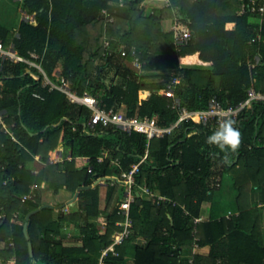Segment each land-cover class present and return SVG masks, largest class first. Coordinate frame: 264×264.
Listing matches in <instances>:
<instances>
[{
	"label": "trees",
	"instance_id": "obj_1",
	"mask_svg": "<svg viewBox=\"0 0 264 264\" xmlns=\"http://www.w3.org/2000/svg\"><path fill=\"white\" fill-rule=\"evenodd\" d=\"M250 3L21 0L31 15L16 29L0 23V39L5 47L13 43L20 55L44 52L42 67L49 77L55 79L59 71L79 94L90 93L101 106L123 105L125 114L153 116L165 126L177 119L181 105L201 109L212 98L237 104L251 84L264 91V10L249 11ZM255 3L264 5V0ZM175 15L189 23L187 42H175L172 31L162 27L163 19ZM256 56L250 67L248 60ZM35 71H27L25 62L0 58V264H98L101 248L113 240L122 228L116 222L125 216L124 184L108 181L103 209L97 184L139 161L146 138L136 130L91 124L87 105L68 101L63 92L44 85L42 76L34 77ZM152 77L158 80L149 81ZM174 98L179 100L175 107ZM238 118L242 142L236 152L206 142L219 125L215 118L193 116L150 139L135 179L154 195H135L129 234L104 264H264L257 209L244 198L264 180V104L253 102ZM35 159L41 162L37 171L29 166ZM224 174L231 178L237 213L195 222L202 203L221 195ZM47 190L72 195L77 190V209L39 208ZM35 208L26 233L25 216ZM66 223L76 225L78 234L66 233ZM138 237L146 244L133 243ZM194 242L210 245L209 254L186 256Z\"/></svg>",
	"mask_w": 264,
	"mask_h": 264
},
{
	"label": "built area",
	"instance_id": "obj_2",
	"mask_svg": "<svg viewBox=\"0 0 264 264\" xmlns=\"http://www.w3.org/2000/svg\"><path fill=\"white\" fill-rule=\"evenodd\" d=\"M122 1V0H121ZM168 4V0H165ZM242 8L240 11H243ZM248 10L252 12H263L264 5H256L255 0H251L250 5H248ZM102 13L105 16L106 20L112 21L113 17L106 11L105 8L102 9ZM31 14L23 11V18H28ZM170 30L172 31L175 42H187L192 36V30L189 27L187 20H183L181 17L175 15L171 21ZM107 44V41H105ZM0 58L10 59L12 61H22L26 63V69L29 71L31 68H35L36 71L32 72V75L36 78L42 76L43 84L48 85L50 89L56 88L63 92L66 95V98L70 102L79 103L87 105L91 109L90 123H100L103 126L113 125L116 128H122L125 130H136L144 133L146 138V148L144 154L140 157L139 161L134 163L128 171H123L120 176H115V179L122 181L124 184V193L120 203L122 208V213H124V219L119 220L116 223L121 225V229L117 230L113 234V240L106 246L101 248L99 255L98 264H104V257L109 253H117L115 250V245L119 244L124 237L129 234V228L131 226V220L128 216L129 205L135 199L137 191L142 190L145 193H149L152 197L154 194L150 193L146 184H139L136 182L135 175L138 171V167L142 161L145 160L148 154L149 141L153 137H162L165 134L171 133L172 129L179 125L183 121H187L193 116H198L201 120L206 121L210 118H215L218 123L224 118L225 113L228 116L234 118L236 123L239 122L238 115L241 110L252 106L253 102L260 101L264 104V91L257 90L251 84L247 89L246 97L237 104H223L219 99L212 98L208 105L205 108L201 109H191L185 105L179 107V113L177 119L169 125L161 126L159 125L153 116L148 115H127L124 112L114 108V107H103L99 104L98 99L91 95L88 92H83L79 94L77 90L72 86L69 79L65 78L57 72L56 78L52 79L48 76L44 68L42 67L43 54L38 53L35 50H29L28 55H20L16 52L13 45L5 47L2 40L0 39ZM250 67H253L258 61V56L255 57V61L248 60ZM134 64L140 65L137 57L134 58ZM177 78H174L172 82L167 84L169 91L173 88V85L176 83ZM178 98H174L172 106H178ZM51 161H54L51 160ZM115 162H118L116 159ZM158 199H166L165 196L156 195ZM65 210L68 209V206L64 207ZM199 218L195 217L194 221H197ZM105 221L103 222V224ZM103 228V226H102ZM190 260V259H189Z\"/></svg>",
	"mask_w": 264,
	"mask_h": 264
},
{
	"label": "crops",
	"instance_id": "obj_3",
	"mask_svg": "<svg viewBox=\"0 0 264 264\" xmlns=\"http://www.w3.org/2000/svg\"><path fill=\"white\" fill-rule=\"evenodd\" d=\"M14 1L17 2L15 4L18 8V12L20 15L17 17V15H16L17 12H16L13 14L12 17H10V19L7 20L9 22V24H7L6 20L4 22H1V24L5 25L7 27H10V28L16 29L18 27L20 21L23 19V11L24 10L21 6V0H14ZM146 10H147V5H145L143 7V11H146ZM148 10H150V9H148ZM172 18L173 17L165 18L162 20V27L164 30H170ZM164 21H166L168 24L166 25L164 23ZM252 21H255L258 24L260 23V19L256 18V17H252ZM11 45H13V43L9 44V46H11ZM182 64L186 65V66H194V64H192V63H185L184 62ZM206 66H207L206 64L203 65V67H206ZM157 80L158 79L155 77H152L149 79V81H157ZM84 92H86V91H84ZM123 107H124L123 105H120L116 109L124 112ZM68 155H69V153H68L67 148H66V150L64 149V156H68ZM40 165H41V162L37 159H35L29 163V166L34 171H37L38 168L40 167ZM109 180H116L119 184H122V181L115 179V175L108 176L107 178L102 179L98 182L97 185H98L99 208H101V209L105 208V206H106L107 183ZM110 183H113V182H110ZM141 184H144V183H141ZM76 192H78V191L76 190L74 192V194ZM74 194L73 195L70 194V192L67 190H61L59 192H53L52 190H47L46 192L43 193V199H45L46 203L55 206V210L60 209L61 206L68 203L69 201H73L72 206H71V209L73 210V209H77V203H79L78 196H76V198L74 200H71L74 197ZM138 194L140 195V197L145 198V199L151 198L149 193H145L142 190L138 191ZM244 198H245V202L247 201L252 207H255L257 209V213L259 216L260 230L262 232V236L264 239V180L258 186L251 187L248 190V193ZM234 201H235V196L233 195V193H232V200L231 201H229V199L226 198V195L222 194V193H221V195H218L217 197H215V196L209 197L205 202L202 203L201 209H200V215L198 216L199 219L195 222H200V221H204L207 219H211L214 216L228 214L229 212H236L237 213ZM222 204H224V205H222ZM230 206H233V207L228 209V207H230ZM97 219H96V221H97ZM66 225H67V230H66L67 232L66 233L71 232V233H73V235L78 234L79 228L76 225H74L73 223H71V224L66 223ZM133 243L143 246L146 244V240L143 237H138L134 240ZM209 252H210V245H208V244L199 245V244L194 242L191 245L190 249L188 250V253H185V254L188 257H190L194 254H200L202 256H207L209 254Z\"/></svg>",
	"mask_w": 264,
	"mask_h": 264
},
{
	"label": "clouds",
	"instance_id": "obj_4",
	"mask_svg": "<svg viewBox=\"0 0 264 264\" xmlns=\"http://www.w3.org/2000/svg\"><path fill=\"white\" fill-rule=\"evenodd\" d=\"M206 142L209 145L217 146L222 151L236 152L242 142L241 132L236 127V120L225 113L216 130L207 137ZM72 202L69 201L63 206H68L69 209L72 206Z\"/></svg>",
	"mask_w": 264,
	"mask_h": 264
},
{
	"label": "rangeland",
	"instance_id": "obj_5",
	"mask_svg": "<svg viewBox=\"0 0 264 264\" xmlns=\"http://www.w3.org/2000/svg\"><path fill=\"white\" fill-rule=\"evenodd\" d=\"M15 3H17V2H15L14 0H0V23L4 22L6 20L7 24H9V22L7 20L10 19V17H12L14 13L17 12V14H16L17 17L20 15L18 12V8H17ZM178 17H180V16H178ZM164 23L166 25L168 24L166 21H164ZM231 183H232L231 178L228 175L224 174L222 181H221L222 194H225L226 198L229 199V201L232 200V193L234 196L236 195ZM222 205H224V204H222ZM233 206L228 207V209L232 208ZM103 229L104 228H101V230H103ZM129 263H130V261H129Z\"/></svg>",
	"mask_w": 264,
	"mask_h": 264
},
{
	"label": "water",
	"instance_id": "obj_6",
	"mask_svg": "<svg viewBox=\"0 0 264 264\" xmlns=\"http://www.w3.org/2000/svg\"><path fill=\"white\" fill-rule=\"evenodd\" d=\"M26 70H27V69H26ZM27 71H29V69H28ZM77 194H78V192H76V193L74 194V197H73L71 200H74V199L76 198ZM136 196H137V197L139 196L138 192L136 193ZM136 202L139 203V202H140V199L137 198V199H136ZM45 205H50V206H52L51 204L44 203V204L41 205L39 208H41L42 206H45ZM39 208L32 209L31 211H29V212L26 214V216H25V221H24V224H23V229H24L25 232H26L27 220H28L29 216H30L32 213L38 211ZM26 233H27V232H26ZM28 245H29V252H30V254H31V253H32V248H31V244H30V242H28Z\"/></svg>",
	"mask_w": 264,
	"mask_h": 264
}]
</instances>
